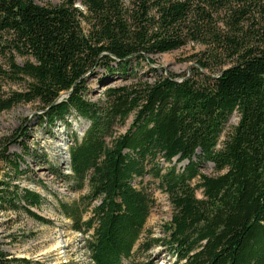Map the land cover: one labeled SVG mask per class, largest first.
<instances>
[{"label":"trees","instance_id":"16d2710c","mask_svg":"<svg viewBox=\"0 0 264 264\" xmlns=\"http://www.w3.org/2000/svg\"><path fill=\"white\" fill-rule=\"evenodd\" d=\"M79 1L0 0V112L36 102L49 126L83 125L63 176L88 192L58 208L92 264H154L157 247L173 264H264V0ZM188 44L201 47L188 73L153 66ZM11 139L0 161L18 177ZM0 185L1 209L49 222L37 192ZM157 191L171 205L162 237L145 228Z\"/></svg>","mask_w":264,"mask_h":264},{"label":"rangeland","instance_id":"374dc122","mask_svg":"<svg viewBox=\"0 0 264 264\" xmlns=\"http://www.w3.org/2000/svg\"><path fill=\"white\" fill-rule=\"evenodd\" d=\"M34 1L38 4L57 5L62 0ZM76 5L80 6L79 0H76ZM200 49L198 45L188 44L171 52L157 54L153 57V66L158 70L186 74L192 62L184 59ZM22 61L20 57L17 58V62ZM98 77L89 79L87 96L91 100L101 97L103 87L97 84ZM4 88L9 90L22 87L14 84ZM42 113L36 102L18 104L0 112V141L5 143L7 138L11 139L21 128L17 137L8 142V153L12 157H21V172L15 177L12 168L0 161V181L9 183V192H37L41 196V203L31 210L49 221L44 223L35 220L22 209L0 208V249L12 260L9 264H92L86 246L88 236L74 230L72 222L63 217L58 208L59 200H77L80 195L88 192L86 187L79 194L63 176L70 173L68 148L75 137L72 135L75 133L77 137L80 136L84 128L73 114L66 117V123L58 122L49 126L41 122L39 116ZM124 130L125 127L119 132ZM200 170L207 175L215 173L209 162L201 163ZM3 187L0 185V193ZM197 194L199 196L200 191ZM155 197L156 204L148 216L145 228L155 237H162V228L171 217V205L164 193L157 191ZM165 251L157 247L147 255L154 264H173V258Z\"/></svg>","mask_w":264,"mask_h":264}]
</instances>
